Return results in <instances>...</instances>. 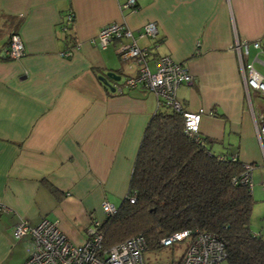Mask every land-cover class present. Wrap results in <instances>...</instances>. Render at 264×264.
Returning <instances> with one entry per match:
<instances>
[{
  "label": "crops",
  "instance_id": "0c3cea01",
  "mask_svg": "<svg viewBox=\"0 0 264 264\" xmlns=\"http://www.w3.org/2000/svg\"><path fill=\"white\" fill-rule=\"evenodd\" d=\"M123 2L0 0V14L15 18L24 47L20 58L0 60V202L6 206L0 211V264H22L28 255L29 236L12 235L20 220L56 221L69 240L82 243L91 221L103 218L102 203L117 206L127 192L144 126L158 102L143 87L117 90L138 66L118 55L117 41L104 48L93 42L103 25L115 22L148 48L152 71L156 58L168 54L191 73V84L176 88V101L185 110L206 111L199 133L216 154L250 164V228L264 236V142L256 133L261 111L242 70V62H252L264 76V53L252 46L255 40L264 46V0H137L135 12L121 8ZM70 11L73 21L66 24ZM3 16L0 54L12 30ZM152 21L157 32L139 36ZM242 42L248 52L240 56ZM110 70L120 74L118 81L107 78L113 91L98 78ZM185 244L146 250L142 261L175 264Z\"/></svg>",
  "mask_w": 264,
  "mask_h": 264
},
{
  "label": "trees",
  "instance_id": "16d2710c",
  "mask_svg": "<svg viewBox=\"0 0 264 264\" xmlns=\"http://www.w3.org/2000/svg\"><path fill=\"white\" fill-rule=\"evenodd\" d=\"M3 18L7 32L17 33L15 18ZM144 127L127 192L97 224L99 253L136 235L144 237V251H157L166 245L163 238L188 230L187 238L169 245L186 247L196 231L210 232L225 246L226 264H264V236L250 228L255 199L249 183L240 181L245 163L216 154L200 133L184 132L181 111L168 105L158 104Z\"/></svg>",
  "mask_w": 264,
  "mask_h": 264
},
{
  "label": "built area",
  "instance_id": "2783aa9c",
  "mask_svg": "<svg viewBox=\"0 0 264 264\" xmlns=\"http://www.w3.org/2000/svg\"><path fill=\"white\" fill-rule=\"evenodd\" d=\"M123 9L137 11V0H124L120 5ZM66 24L73 21V13L70 11L65 17ZM96 39L93 42L99 47H106L109 42L117 41L116 51L123 58H132L138 66L137 72L133 75L124 77L122 84H118L117 90L120 91L121 85L126 87H143L156 95L157 102L160 105L165 104L176 111H181L183 117L184 132L188 135L196 136L199 133V122L206 113L203 108L196 110H185L180 103L176 101V88L181 83L191 84L193 76L188 69L180 63H176L168 55H160L154 62V71L148 66L147 59L149 50L146 47H139L134 41L133 32L122 22L108 23L103 25L97 31ZM157 32L155 23L146 22L142 25L139 36L154 35ZM8 44L3 47L2 55L8 59H18L24 54L23 42L18 33L9 34ZM128 39V42L122 39ZM252 46L264 53V46L259 40L252 42ZM248 44L242 42L240 45L241 53L247 54ZM71 51H63L68 54ZM244 74V85L264 92V76L256 71L252 62H242ZM211 114L212 112H208ZM260 124H256V133L262 145L264 142V112L259 114ZM250 164L245 163V170L240 181L249 183ZM133 201L132 198L129 199ZM116 206L108 202L101 205L104 214L114 211ZM6 206L0 202V211H5ZM99 221L92 220L91 228L88 231L87 238L82 243H73L64 232L58 227L57 222L46 218L38 223L30 225L22 219L17 222L12 229V235L15 239L23 236H29V248L27 257L22 264H144L142 253L145 250V239L141 235L131 236L119 243L112 245L103 253H99L102 234L97 230ZM189 236V231H180L173 233L172 236L165 237L161 241L163 244H169L173 241L184 240ZM225 246L210 232L196 231L192 240L186 245V249L181 257L179 264H220L225 258Z\"/></svg>",
  "mask_w": 264,
  "mask_h": 264
},
{
  "label": "rangeland",
  "instance_id": "374dc122",
  "mask_svg": "<svg viewBox=\"0 0 264 264\" xmlns=\"http://www.w3.org/2000/svg\"><path fill=\"white\" fill-rule=\"evenodd\" d=\"M249 94L250 97L252 98L254 108L256 106H259V111L264 112V92H262L261 90L251 88ZM252 217H254V215H252ZM165 249L170 250L171 246L165 247ZM220 264H226V261L223 260L222 262H220Z\"/></svg>",
  "mask_w": 264,
  "mask_h": 264
},
{
  "label": "water",
  "instance_id": "95a60500",
  "mask_svg": "<svg viewBox=\"0 0 264 264\" xmlns=\"http://www.w3.org/2000/svg\"><path fill=\"white\" fill-rule=\"evenodd\" d=\"M99 80H101L103 82V84L105 85V87H108L111 91L114 90V87L113 85L110 83L109 80H107V78L111 79V80H114V81H118L119 78H120V74H116L114 71L110 70V71H107L105 73V76H99L98 77Z\"/></svg>",
  "mask_w": 264,
  "mask_h": 264
}]
</instances>
